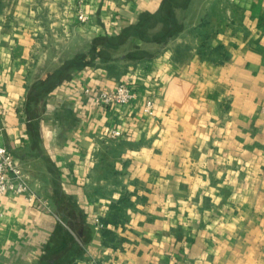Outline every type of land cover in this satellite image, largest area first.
<instances>
[{
	"label": "crops",
	"instance_id": "0c3cea01",
	"mask_svg": "<svg viewBox=\"0 0 264 264\" xmlns=\"http://www.w3.org/2000/svg\"><path fill=\"white\" fill-rule=\"evenodd\" d=\"M218 1L225 62L195 46L175 59L182 36L151 60L125 58V44L71 70L31 117V84L162 0H88L87 23L76 0H5L0 142L45 204L0 196V264H264V0H203L198 15ZM123 81L137 93L128 104L86 92Z\"/></svg>",
	"mask_w": 264,
	"mask_h": 264
},
{
	"label": "trees",
	"instance_id": "16d2710c",
	"mask_svg": "<svg viewBox=\"0 0 264 264\" xmlns=\"http://www.w3.org/2000/svg\"><path fill=\"white\" fill-rule=\"evenodd\" d=\"M191 1L162 0L156 12L141 13L137 23L125 28L118 35L96 38L93 44V53L78 55L73 61L49 72L29 86L28 101L25 106L28 114L31 117L40 115L39 109L35 106L46 97L47 92L55 84L68 77L71 70L80 68L97 57L107 61L125 44L126 49L121 51V54L125 52V58L151 60L171 39L182 36L183 41L174 50L175 59L180 61L188 54L189 49L195 46L201 57L215 63L225 62L230 57L226 45L213 43V39L220 31V19H212L211 14L201 17L198 13L194 14L191 19L188 18L187 10ZM4 8L5 0H0V14ZM131 36L141 38L144 43L128 45L127 41ZM116 150L117 146L114 148V151ZM104 231L107 233V230Z\"/></svg>",
	"mask_w": 264,
	"mask_h": 264
},
{
	"label": "built area",
	"instance_id": "2783aa9c",
	"mask_svg": "<svg viewBox=\"0 0 264 264\" xmlns=\"http://www.w3.org/2000/svg\"><path fill=\"white\" fill-rule=\"evenodd\" d=\"M87 2L88 0H76L77 22L87 23L90 20L91 14L87 10ZM86 92L92 93L95 100L104 105L128 104L133 101L137 95L133 85L127 81H123L111 89L99 88L94 92L87 89ZM143 110L148 115L154 114L155 100L152 97L145 100ZM122 135V130L118 128L111 129L108 132V137L112 139ZM9 191L16 194H23L31 202H45V200L38 196L31 188L18 161L9 153L7 147L0 142V196ZM95 223L97 226H102V222L97 217L95 218Z\"/></svg>",
	"mask_w": 264,
	"mask_h": 264
},
{
	"label": "rangeland",
	"instance_id": "374dc122",
	"mask_svg": "<svg viewBox=\"0 0 264 264\" xmlns=\"http://www.w3.org/2000/svg\"><path fill=\"white\" fill-rule=\"evenodd\" d=\"M202 1H203V0H194V6H195V9H196V10L193 9L192 11L188 12V18L191 19V17H193L194 14H197V7H199L200 5L203 4ZM220 2H221V1H218V2L216 3V9H215V11L213 12V14H211V15H212L211 18L214 19V20H218L220 16H223V13H222V11H221V9H220V6H223L224 3H223V4H222V3L220 4ZM225 4H226V3H225ZM202 8H203V7H202ZM194 10H195V11H194ZM78 23H80V22H78Z\"/></svg>",
	"mask_w": 264,
	"mask_h": 264
}]
</instances>
